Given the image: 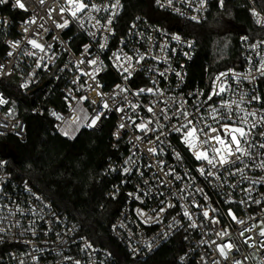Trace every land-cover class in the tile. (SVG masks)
Instances as JSON below:
<instances>
[{
	"label": "built area",
	"instance_id": "obj_1",
	"mask_svg": "<svg viewBox=\"0 0 264 264\" xmlns=\"http://www.w3.org/2000/svg\"><path fill=\"white\" fill-rule=\"evenodd\" d=\"M22 3L25 9L15 6L16 0L0 4V97L7 101L0 104V136L25 139L27 135L12 90L32 104L33 113L49 116L55 132L70 141L84 129L98 130L107 124L111 131L110 151L102 169V177L109 184L105 199L120 204L111 231L131 259L145 261L170 244L179 251L178 264H234L237 260L264 264V249L259 243L264 238L258 235L264 226L260 223L264 221V169L257 166L264 159V149H251L254 162L246 157L248 167L236 165L244 169L242 174L230 176L223 172L222 180L201 176L197 169L208 166L194 158L181 142V135L174 131L183 117L168 120L160 111L167 108L171 116L182 105L197 118L203 114L206 123L218 127L209 113L223 99L242 100L240 106L245 111L264 116L260 89L264 75L257 70L264 61V37L250 33L239 36V65H206L200 69L194 64L195 38L182 32L176 21L201 23L212 11L231 5L246 10L255 26L264 29V0H223L222 4L221 0H152V12L130 19L125 17V0H85L100 10H86L77 19L68 11L61 13L62 6L70 7L67 0ZM109 19L111 24L107 23ZM65 20L68 27H56ZM30 39L44 45L45 52L33 49ZM101 44L105 45L103 49ZM114 53L120 54V61ZM141 56L144 59L137 63ZM81 59H95L97 64L84 63L77 68ZM120 63L129 68L130 78L125 79L128 73L118 67ZM96 68L100 71L95 80L81 75V71L93 72ZM221 86L227 89L223 96L207 101L213 89ZM122 88L128 91L121 92ZM149 88L163 95L134 94ZM81 97L87 99L81 101ZM104 102L108 109L103 108ZM133 104L139 107L133 110ZM149 106H154L155 114L147 111ZM97 111L103 115L95 126L88 127ZM149 120L153 121L149 128L155 127L156 131L145 134L136 127ZM252 123L258 126L250 142L264 143V122L249 117V125ZM121 124L125 127L120 128ZM150 147L156 148V155L147 151ZM175 153L181 159H176ZM170 170L174 175H166ZM176 175L182 179H175ZM194 203L201 207H194ZM169 204L175 206L167 207ZM162 207L167 210L160 212ZM185 208L192 214L191 221L183 215ZM229 210L245 223L233 221ZM202 211H209L210 217L220 223L211 224ZM193 222L198 227H191ZM252 225H256L252 231L240 235ZM0 229V264H116L111 250L83 235L80 225L51 198L27 180L16 178L8 159L1 154ZM221 230L228 235L221 238L217 235ZM248 236L253 237L248 243H255L254 248L244 243ZM226 243L236 247L225 249V260L217 245Z\"/></svg>",
	"mask_w": 264,
	"mask_h": 264
},
{
	"label": "trees",
	"instance_id": "obj_2",
	"mask_svg": "<svg viewBox=\"0 0 264 264\" xmlns=\"http://www.w3.org/2000/svg\"><path fill=\"white\" fill-rule=\"evenodd\" d=\"M125 6L126 19L153 10L152 0H125ZM176 21L182 32L195 38L194 64L200 69L206 65L212 68L239 65V36L250 33L264 37V29L255 26L246 10L231 5L212 11L201 23ZM260 89L264 96V77ZM10 93L19 103L27 128L25 139L0 136V154L8 159L14 176L27 180L51 198L94 244L109 248L116 264H178L179 251L170 244L145 261L131 259L111 231L120 204L105 199L109 184L102 177L110 151V127L105 124L98 130L84 129L70 141L55 132L49 116L33 113L32 104L18 91Z\"/></svg>",
	"mask_w": 264,
	"mask_h": 264
},
{
	"label": "snow or ice",
	"instance_id": "obj_3",
	"mask_svg": "<svg viewBox=\"0 0 264 264\" xmlns=\"http://www.w3.org/2000/svg\"><path fill=\"white\" fill-rule=\"evenodd\" d=\"M7 0H0V4L6 3ZM41 3L44 2V0H40ZM159 2V0H157ZM171 2V0H169ZM223 3V0H221V4ZM67 4L70 6L69 8L61 7L60 11L63 13L64 11H68L69 14L74 18H79V15L81 13H85L86 10L88 11H99L100 9L95 4L85 3V0H67ZM15 6L25 9L24 3H22V0H16ZM115 7V5H113ZM91 19V17H90ZM195 19V17H193ZM34 22V21H32ZM97 24L100 23L99 20L96 21ZM111 19L108 20V24H111ZM69 22L67 20L64 21L63 24H57V28H66L68 27ZM83 26V25H82ZM175 39L179 40V37H175ZM28 43L32 46L33 49H39L41 52H45L44 45L38 43L35 39H30ZM16 44H13V47H16ZM87 47L85 46V52H87ZM100 47L103 49L105 45L101 44ZM11 55V53H9ZM28 55H34V53H28ZM115 59L117 61L121 60L119 53H114ZM128 61H131V57H126ZM144 59L143 56L137 60V63H140ZM87 63L89 65H96L97 61L95 59L87 60L81 59L78 64L76 65L77 68L79 67V64ZM39 66V65H38ZM118 67L123 68L124 72L128 73V76L125 77V79L130 78L131 72L129 71V68H125L123 66V63H120ZM131 67V65H129ZM2 68V66H0ZM260 71L262 75H264V61L261 62L260 68L257 69ZM100 71L99 68L94 69L93 72H84L81 71V75L90 76L93 80H95L96 74H98ZM161 76L164 75L163 72L160 73ZM179 75V73H177ZM155 83V82H153ZM97 87H100V85H97ZM119 87V85H117ZM121 92H127L128 89L122 88L120 89ZM227 91V89L223 86L219 87L218 89L214 88L213 91L208 95L207 101H211L214 96H220L222 97L223 94ZM150 93L155 95L157 92H159L160 95H163V92L158 89H140L138 92L134 93L135 95H140L141 93ZM97 95H103L102 93L97 92ZM87 97H81L80 100H86ZM174 99V98H173ZM254 99H259L254 98ZM207 101H204V103H207ZM7 103L2 97H0V104ZM93 104L96 103V101H92ZM160 103H165V101H160ZM175 103V100H174ZM183 103H187V101H184ZM243 101L237 102L235 100L229 102L226 100L221 101L220 105L217 107H212L211 112L209 113V116L212 121L215 122L218 127H214L212 124L206 123V117L201 114L199 118L196 117L194 113H190L185 109L182 105L179 106L176 110V112L172 113L171 116L167 115L168 109L167 108H161L160 111L162 114H164L165 119H172L175 117L178 121L180 120V117H183V122L179 123L178 126H174V131L176 133H179L181 135V142L185 145V147L192 153L194 158L197 161L203 162V164H206L208 167L201 166L197 170L201 174V176L211 177L215 180H222L223 172H227L228 175L234 176L237 173H243L244 169L236 167V165L244 164L245 167H248V164L245 161V158L247 157L249 160H253V153L251 151L252 148L259 147L261 149H264V143H259L258 145L253 144L250 142L249 137L252 135V131L258 126L255 123H252L249 125V117H251L253 120L259 119L261 122H264V116H257V113L255 112H247L243 108H241V104ZM103 108L108 109L109 105L107 102L103 103ZM235 106V107H234ZM133 110L139 107V105L133 104L131 105ZM221 109L224 110L223 114L221 113ZM118 111H123V108L117 109ZM147 111L150 113H154V106H149L147 108ZM196 111L199 112V105H197ZM103 115V112L97 111V114L92 117L90 123L87 125L88 127H93L96 125L97 121L100 120L101 116ZM235 116V119L233 118ZM59 119V117H58ZM130 119V118H129ZM230 121V122H229ZM135 123V121H132ZM153 124L152 120L147 121V123H140L136 125V127L141 131L147 134L149 131H156L157 129L155 127L149 128V125ZM120 128H124L125 125L121 124L119 126ZM65 135H68L67 132L64 133ZM261 135H264V133H261ZM138 139H142V137H138ZM159 140V136L156 138ZM162 143V141H161ZM247 146V147H246ZM147 151L153 155L157 154V150L155 147H150L147 149ZM176 159H181V156L179 153H175ZM131 159V158H130ZM258 167L264 169V159H261ZM232 169H235L234 171ZM125 172H128L129 169L125 168ZM166 175H174V170H170ZM175 179L181 180L182 177L176 175ZM226 183V180L224 181ZM255 183V182H253ZM183 192L184 189H181ZM197 192H203L202 189H197ZM243 203V201H241ZM255 203H259V201H255ZM175 205L169 204L167 207H174ZM194 207H201L199 204L194 203ZM166 208H161L160 212L166 211ZM213 212L215 209L212 210ZM143 214V213H141ZM202 216L209 220V222L213 225L219 224L220 221L215 217H210L209 211H202ZM183 215L187 217L190 221L192 220V214L185 208L183 210ZM228 215L232 218L233 221H235L237 224H244L245 221L239 220L234 213L229 210ZM261 225H264V221L260 222ZM191 227L195 228L198 227L197 224L194 222L190 225ZM256 227V225H252L248 228H245L243 231H241L240 235L244 236L245 232H250L252 229ZM0 231H3V229H0ZM221 238L228 235L226 230H221L217 233ZM258 235L261 238H264V226H261L260 231ZM253 237L248 236L245 238L244 243L248 244L249 247H255V243L249 244V241H252ZM212 243H215L213 241ZM260 247L264 249V239L260 240ZM236 246L233 243H226V244H218L217 250L221 257H223L225 260L228 259V254L225 251V249L231 251ZM238 250V249H237ZM215 264H219V262H215ZM234 264H243L242 261H234Z\"/></svg>",
	"mask_w": 264,
	"mask_h": 264
},
{
	"label": "water",
	"instance_id": "obj_4",
	"mask_svg": "<svg viewBox=\"0 0 264 264\" xmlns=\"http://www.w3.org/2000/svg\"><path fill=\"white\" fill-rule=\"evenodd\" d=\"M36 91H33V93H35Z\"/></svg>",
	"mask_w": 264,
	"mask_h": 264
}]
</instances>
